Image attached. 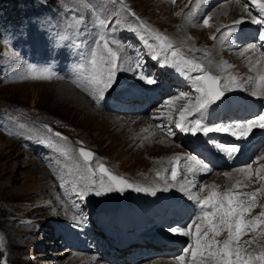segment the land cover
Segmentation results:
<instances>
[{"label":"rangeland","instance_id":"obj_1","mask_svg":"<svg viewBox=\"0 0 264 264\" xmlns=\"http://www.w3.org/2000/svg\"><path fill=\"white\" fill-rule=\"evenodd\" d=\"M92 1L73 0V6L70 7L68 13L55 8L52 10L56 17L54 20V17L51 18L47 12L37 15L38 12L32 10L36 7L33 0H0L11 7L6 14L0 16V109L4 110L0 115V264L4 259H8L11 264L29 263L25 255L29 252L27 245L32 234H24L28 227L17 222L30 212L38 214L41 210L37 206L40 198L46 196L52 198L56 195L52 180L38 161L19 147L21 142L22 146L27 148L31 140L44 143L58 158H61L63 153L59 150L61 147H69L68 153L70 154L75 146H86L107 161L116 172L126 174L134 180L145 179L146 175L143 171L153 160L161 165L164 162L162 156L169 151V148L166 151L152 149L153 145L143 147L138 138L134 137L136 133L131 131L130 119H133L131 117L99 111L89 100L90 105L101 112V115H85L82 111L78 112L73 107L59 103L55 92L53 93V85L50 86L53 84L49 83L50 77L44 78L48 75H38L32 72L22 61L21 57L24 54H30L32 49L27 50L25 47L24 51L20 50L21 36L26 33L31 34L32 31L38 32L41 28L43 31L46 27L54 28L51 23H56L62 18L64 22L78 21L79 14H85L86 11L82 10L81 4L85 3L93 10L95 5ZM122 1L134 14L163 31L171 40L179 41L180 44L189 41L194 51L208 41L210 46H213L210 34L215 31L218 24L225 20H232L236 15L235 13H228L229 15L223 12L212 13L213 9L210 14H216V16L215 19H210L208 26L193 28L190 24L184 26V22L189 23V21L182 16L191 0ZM67 2L69 0H51L53 5L54 3L64 5ZM1 7L0 3V14ZM60 13L62 17H57ZM77 24L81 28L80 32L83 29H90L85 22L78 21ZM94 40L95 38L90 43ZM213 49H207L200 54L209 59L206 67L216 71L217 59L215 58L216 53L211 51ZM10 65L18 66L19 69L14 74L7 75L6 72ZM22 111L27 114L22 116ZM115 118L130 123L123 125ZM7 125L14 127L17 132L5 131L4 127ZM49 128L61 133L67 139L55 137L50 133ZM72 163L75 165L74 160ZM218 175H214L216 180L220 179ZM29 228L31 230V226ZM243 238L241 237L239 241ZM48 245L50 243H47V247ZM57 251H52V253L55 254ZM58 254L53 259L42 255L33 264H50L52 260L51 264H60L66 261L63 259L64 256ZM75 254L77 253L73 256ZM69 256L73 257L70 254Z\"/></svg>","mask_w":264,"mask_h":264},{"label":"snow or ice","instance_id":"obj_2","mask_svg":"<svg viewBox=\"0 0 264 264\" xmlns=\"http://www.w3.org/2000/svg\"><path fill=\"white\" fill-rule=\"evenodd\" d=\"M258 12L261 14L260 18L252 17L251 22L254 24L264 25V0H252ZM248 7L247 5L245 6ZM134 15V14H133ZM209 19H203L202 23L205 26L209 25ZM243 23L242 20L236 21L238 25ZM101 31L98 38L94 41V47L90 50V75L88 77L89 84L93 86V99L99 103L115 83L117 72L121 70V57L120 54L115 51L110 45L116 44L119 47V41L115 39H109L103 29L106 28L107 22L103 19L99 21ZM143 27V25H141ZM234 31L233 26H227L221 32L220 38L224 36H230ZM154 39L159 42V47L162 53L171 51V56L175 62L174 66L183 65L191 72L200 73L192 77L193 89L197 94L195 102L189 100L187 104L179 112V118L175 122V128L180 132L190 133L193 136L198 133H202L204 136H208L210 133H229L236 139H246L253 132L254 129H264V113L247 120L246 122H240L232 124L231 126H208L204 123V117L207 110L211 105L221 100L225 96V88L227 87L231 91V87L228 85H222L220 78L205 71L201 64L194 62L193 60H184L182 57H178L177 51H173V45L168 41L166 36L161 34H155ZM211 39H217L216 36ZM259 40L264 42V32L259 35ZM103 42V43H101ZM254 47V45H253ZM153 58H158L153 56ZM139 67V65H137ZM46 71V70H45ZM49 78V77H44ZM139 79L143 80L148 85L156 84L157 81L153 77H146L140 75ZM234 82V78H233ZM259 91H254L252 94L258 97H264V75L259 77ZM188 94H181L179 98H187ZM168 104L171 105L172 101L169 100ZM195 117V118H194ZM154 119L163 120L168 119V125H158V127H164L169 135H171V116L167 117H154ZM51 132V129H48ZM55 137L66 140L61 133H54ZM215 148L228 156L236 155L239 152L238 145L226 146L221 143H215ZM65 156L69 153L61 147L59 149ZM79 156L83 159V166L88 173L87 179L91 180L96 175V170L92 168L94 161V153L90 150H86L83 147L79 149ZM181 159L192 160L195 166L188 167V171L195 173L201 170H208L207 164L203 161L196 159L195 157H176L173 161L174 167L171 169V177L173 180L177 178V166ZM242 172H246L251 178L252 169H242ZM98 172L100 174L99 185L96 186V182L86 184L84 188L77 191L75 194L81 199H85L89 192L94 191L95 195L99 196L105 192L112 191H124L125 187L132 188L128 181L124 178L114 175L104 166L103 163L98 164ZM225 175H228L227 173ZM105 177L107 179L105 180ZM85 179V177H80ZM257 178H264L261 175L260 170H257ZM137 192H149L155 194V191L145 187H135ZM203 190V189H201ZM264 191V189H261ZM191 199L195 200L200 207V214L196 217V221H192L195 224V245L191 250V264H264V249L259 254H245L243 249L236 243L239 241L243 234H247L249 231L255 230L257 224H264V220L257 218L255 221H245L243 219L244 213L248 212L250 208L256 206V193H236L232 189H229L223 193L215 190L204 199H200L198 195H192ZM247 200H251V204L246 203ZM264 217V212L260 214ZM223 230H227L228 239L222 242L216 240V236H219ZM174 233L190 236L192 234L191 224L188 229L174 228ZM209 233H212V237L209 238ZM264 235V232L261 233ZM188 250L186 249L185 252ZM181 264H184L185 256L179 257Z\"/></svg>","mask_w":264,"mask_h":264},{"label":"bare ground","instance_id":"obj_3","mask_svg":"<svg viewBox=\"0 0 264 264\" xmlns=\"http://www.w3.org/2000/svg\"><path fill=\"white\" fill-rule=\"evenodd\" d=\"M238 7H239L238 3H236L233 0H230V1L226 2L225 4L216 6V8H214L212 13L223 12V13H227L228 14L229 11H231V10H233V11L238 10ZM231 14H234V13H231ZM217 16H219V15H217ZM188 21H189V23L184 22V26H187V25L190 24V20L189 19H188ZM200 26L201 25H198L197 27H200ZM192 27L196 28V26H192ZM211 51L216 53L215 49H213ZM245 54H247V53H245ZM49 83H53V84H50V86L53 85L52 86L53 87V93L55 92L56 99H57V101L59 103L64 104V105H68L70 107H73L78 112L82 111V113H85V115L89 114V116H94V115H97V114L98 115L102 114L101 112H98L97 110H95L93 108V106L90 105L91 101L89 102L88 99L85 96L83 97V95L80 92H78L76 89L71 87L69 84H67L65 82H62V81H54V80H51ZM128 117L134 118V116H128ZM101 119H102V117H101ZM149 141H150L149 143H142L143 147H149V145L150 146L153 145L152 149L159 150V151H160V149H163V150L166 151L169 148L168 146H166V144L162 140L157 139L156 137L151 136ZM152 149L150 151H152ZM217 174L218 173H216L215 176ZM233 176L235 177L236 175H234V173H231L228 178H232ZM219 178H222V175H220ZM41 242H44L42 237H41ZM52 246H56V244L53 243ZM62 249H64V248H62ZM62 249H60L57 252H55V254H58V252H59L58 255H62V256H64L63 259L64 260L66 259V261L60 262V264H79V263H77L75 258L85 255L84 253H80L79 254V252H82L83 250L78 248V249H76V251H77L76 253L77 254H75V256L72 255L73 257H71V256H69L70 252H68V250H66V253H64V252L61 253ZM145 264H175V263L168 258V259H158V261H154V262H151V263L147 262Z\"/></svg>","mask_w":264,"mask_h":264},{"label":"water","instance_id":"obj_4","mask_svg":"<svg viewBox=\"0 0 264 264\" xmlns=\"http://www.w3.org/2000/svg\"><path fill=\"white\" fill-rule=\"evenodd\" d=\"M6 259H4L3 261H5Z\"/></svg>","mask_w":264,"mask_h":264}]
</instances>
